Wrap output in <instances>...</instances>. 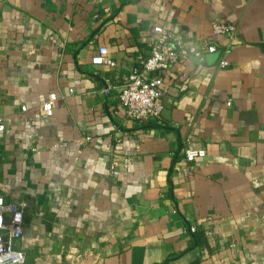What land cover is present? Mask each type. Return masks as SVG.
<instances>
[{
    "label": "crops",
    "instance_id": "obj_1",
    "mask_svg": "<svg viewBox=\"0 0 264 264\" xmlns=\"http://www.w3.org/2000/svg\"><path fill=\"white\" fill-rule=\"evenodd\" d=\"M160 24L217 50L175 68L159 119L132 121L116 95ZM100 48L114 67L92 64ZM0 118L25 264H264V0H0ZM186 148L206 153L190 173Z\"/></svg>",
    "mask_w": 264,
    "mask_h": 264
},
{
    "label": "built area",
    "instance_id": "obj_2",
    "mask_svg": "<svg viewBox=\"0 0 264 264\" xmlns=\"http://www.w3.org/2000/svg\"><path fill=\"white\" fill-rule=\"evenodd\" d=\"M211 35L224 37L227 40V48L239 40L238 29L230 24L213 22ZM216 50L213 42L201 39L197 47L190 51L179 33L171 31L165 24L155 26L150 37L148 55L129 71L116 95L126 118L137 122L159 119L164 109L165 80L171 78L175 68L189 57L199 59L204 54L215 53ZM91 62L93 65L115 66V62L108 57L106 48H100ZM220 66H227V62L221 60ZM55 101L56 94L50 93L40 107V119L48 120L53 116ZM21 111H25V107H21ZM3 130L4 123L0 118V133ZM187 143V139L182 140V144ZM205 154L204 149L186 148L181 165H176L175 169L190 173L196 160L204 158ZM115 167L113 164L112 176L118 175ZM26 209L24 199L17 203H7L4 197L0 196V264H25V253L16 247V243L23 234ZM187 230L194 234L196 227L189 226ZM229 248H233V245L230 244Z\"/></svg>",
    "mask_w": 264,
    "mask_h": 264
},
{
    "label": "trees",
    "instance_id": "obj_3",
    "mask_svg": "<svg viewBox=\"0 0 264 264\" xmlns=\"http://www.w3.org/2000/svg\"><path fill=\"white\" fill-rule=\"evenodd\" d=\"M190 264H200V260H199V259H195V260L192 261Z\"/></svg>",
    "mask_w": 264,
    "mask_h": 264
}]
</instances>
